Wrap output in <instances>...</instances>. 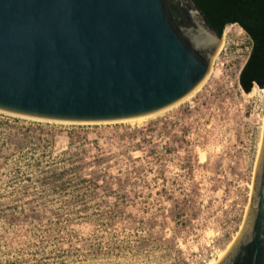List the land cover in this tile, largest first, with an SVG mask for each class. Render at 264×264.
<instances>
[{"label":"rangeland","instance_id":"obj_1","mask_svg":"<svg viewBox=\"0 0 264 264\" xmlns=\"http://www.w3.org/2000/svg\"><path fill=\"white\" fill-rule=\"evenodd\" d=\"M251 49L232 27L218 77L141 126L0 112V264L219 263L245 223L264 136V95L239 84ZM35 159H60L76 189L36 208Z\"/></svg>","mask_w":264,"mask_h":264},{"label":"water","instance_id":"obj_2","mask_svg":"<svg viewBox=\"0 0 264 264\" xmlns=\"http://www.w3.org/2000/svg\"><path fill=\"white\" fill-rule=\"evenodd\" d=\"M194 0H0V111L102 123L191 94L222 43ZM218 264H264V136L243 228Z\"/></svg>","mask_w":264,"mask_h":264},{"label":"trees","instance_id":"obj_3","mask_svg":"<svg viewBox=\"0 0 264 264\" xmlns=\"http://www.w3.org/2000/svg\"><path fill=\"white\" fill-rule=\"evenodd\" d=\"M208 25L221 37L231 25L239 26L251 39L252 49L241 70L239 84L249 94L255 87L264 89V0H194ZM60 159L32 163L37 169L30 179L34 194V204L38 199L48 200L50 194L63 195V190H74L73 179H66L73 170L59 168ZM75 171V170H74ZM63 197V196H61Z\"/></svg>","mask_w":264,"mask_h":264},{"label":"bare ground","instance_id":"obj_4","mask_svg":"<svg viewBox=\"0 0 264 264\" xmlns=\"http://www.w3.org/2000/svg\"><path fill=\"white\" fill-rule=\"evenodd\" d=\"M234 26H236V25H231V26H229V27H227L226 29H225V31H224V33H223V36L220 38L221 39V41H222V43H221V45H220V48H219V50H218V52H217V54L215 55V57L213 58V60H212V63H211V67H210V71H209V73H208V75L206 76V78L203 80V82L191 93V94H189L187 97H185L184 99H182L181 101H179L178 103H176V104H174V105H172V106H170V107H168V108H166V109H163V110H161V111H158V112H155V113H152V114H149V115H144V116H140V117H135V118H130V119H125V120H121V122H127V123H129V124H131V125H133V126H135V125H142V124H144L147 120H150V119H152V118H155V117H157V116H159V115H161V114H163L164 112H166L167 110H169V109H171V108H173V107H175V106H177L178 104H180V103H182V102H185L186 100H188L189 98H191L197 91H199L200 89H201V87L209 80V78L210 77H215V78H217L218 77V75L217 74H219V73H217V72H215V70H214V62H215V60H216V58H217V56L224 50V48L226 47V45H227V42H228V39H229V36H230V34H231V28L232 27H234ZM258 91L261 93V94H263L264 95V89H259V88H257V87H255L253 90H252V92L251 93H249V94H247V96H251V97H255L256 95H257V93H258ZM262 99V98H261ZM263 100V99H262ZM0 112H3V111H0ZM4 113H7V112H4ZM7 114H10V115H13V116H19V117H24V118H26V119H35V120H41V119H36V118H31V117H25V116H20V115H16V114H12V113H7ZM43 121H47V120H43ZM55 122H59V121H55ZM66 123V122H65ZM67 123H72V122H67ZM102 123H106V122H102ZM263 142V141H262ZM261 148V147H260ZM234 243V242H233ZM232 243V244H233ZM231 244V245H232ZM230 245V246H231ZM230 246H229V248H230ZM227 249L224 253H222L221 254V256H220V259L222 260L223 259V257L228 253V251L230 250V249ZM209 264H218V262L217 261H213V262H211V263H209Z\"/></svg>","mask_w":264,"mask_h":264}]
</instances>
